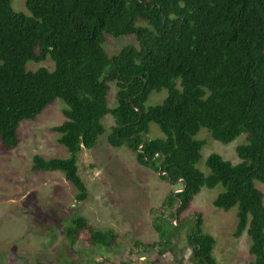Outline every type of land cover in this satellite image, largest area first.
<instances>
[{"label": "trees", "instance_id": "1", "mask_svg": "<svg viewBox=\"0 0 264 264\" xmlns=\"http://www.w3.org/2000/svg\"><path fill=\"white\" fill-rule=\"evenodd\" d=\"M12 1L0 0L2 149L19 144L23 121L63 101L64 120L52 131L69 157L34 155L30 170L61 172L76 189L75 200L84 201L88 190L78 175L77 155L96 145L110 115L108 144L125 146L139 164L179 188L162 203L171 218L186 211L202 187L221 185L213 205L224 211L237 207L233 237L245 232L249 264H264V195L255 186L264 184V0H26V12L15 11ZM107 36H133L137 46L110 57ZM47 58L51 70L27 69ZM162 90L165 99L146 107L149 96ZM152 123L164 138L150 136ZM201 128L223 144L245 135L235 149L239 162L212 153L205 161L209 174L199 170L205 143L195 136ZM155 220L162 241L143 247L168 244L171 234ZM187 226L190 264H216L215 240L203 233L202 217ZM82 232L106 251L116 239L111 229H94L76 216L64 229L70 251Z\"/></svg>", "mask_w": 264, "mask_h": 264}, {"label": "rangeland", "instance_id": "2", "mask_svg": "<svg viewBox=\"0 0 264 264\" xmlns=\"http://www.w3.org/2000/svg\"><path fill=\"white\" fill-rule=\"evenodd\" d=\"M25 1L13 0L12 7L17 12H26ZM128 45L137 46L135 37L107 36L104 48L111 57ZM40 67L51 70L53 64L48 58L40 63L34 61L27 64L28 70ZM166 96V90L152 93L145 105H158ZM108 103L110 107L116 104V87L113 83L110 84ZM65 108V103L57 99L35 120L20 124L17 130L20 141L15 148L5 151L0 145L1 247H8L6 250L12 253V247L26 245L19 249L21 254L43 259L51 257L56 260L55 264H71L73 261L84 264L81 262L84 258L92 261L99 257L103 258L100 261H104V264H153L155 260L166 258L163 264H175L174 260L178 261L177 264H190L187 224L200 215L203 233L215 240L213 256L216 264H249L252 257L248 253L246 233L239 238L233 237L237 207L224 211L213 205V200L223 192V187H202L188 209L171 218L162 203L171 190L174 189L175 193L179 188L163 180L150 165L139 164L134 153L125 146L114 148L108 144L107 135L114 124L110 115L103 119L106 131L98 137L96 145L92 149H82L77 155L78 175L88 190L86 200H75L77 191L61 172L31 171L34 155L69 157L66 149L56 141L59 135L52 131V127L64 120ZM149 128L151 137L164 138L155 124H150ZM195 139L205 143L196 167L208 175L205 161L212 153L219 154L232 164L239 162L235 149L243 143L245 135L223 144L212 139L210 133L201 128ZM255 186L264 195V184L255 182ZM76 216L85 218L94 229H111L116 234L112 247L107 251L99 249L91 245L89 235L82 232L70 251L66 246L64 229ZM156 218L159 230L165 235L171 234L168 244L164 247L156 245L153 249L143 247L162 241L153 227ZM137 242L141 245H136ZM78 260L80 262L77 263Z\"/></svg>", "mask_w": 264, "mask_h": 264}, {"label": "crops", "instance_id": "3", "mask_svg": "<svg viewBox=\"0 0 264 264\" xmlns=\"http://www.w3.org/2000/svg\"><path fill=\"white\" fill-rule=\"evenodd\" d=\"M28 244V243H27ZM11 245V244H10ZM23 245L21 248L18 246H15L14 248L12 247V253H9V251H7L6 249L8 248H4L0 246V264H55L56 260L51 258V257H46V258H40L39 256H27L25 254H21L19 252V249L21 250L22 248H24ZM19 247V248H18ZM16 250V252H14ZM103 259V258H102ZM100 259H95V260H88V258H84V261L82 260L81 262H83L84 264H104L105 262H101ZM142 259V258H141ZM87 261V262H85ZM80 262L79 260L77 261V263ZM66 264V262H64ZM71 263V262H70Z\"/></svg>", "mask_w": 264, "mask_h": 264}, {"label": "flooded vegetation", "instance_id": "4", "mask_svg": "<svg viewBox=\"0 0 264 264\" xmlns=\"http://www.w3.org/2000/svg\"><path fill=\"white\" fill-rule=\"evenodd\" d=\"M194 220H196V216H195V218L192 220V221H194ZM193 224V223H192ZM163 257H165V256H163ZM167 259V258H166ZM166 259L165 260H155L154 262H153V264H163L164 262L166 263ZM174 262H175V264H177V260H174Z\"/></svg>", "mask_w": 264, "mask_h": 264}, {"label": "water", "instance_id": "5", "mask_svg": "<svg viewBox=\"0 0 264 264\" xmlns=\"http://www.w3.org/2000/svg\"><path fill=\"white\" fill-rule=\"evenodd\" d=\"M161 175V174H160Z\"/></svg>", "mask_w": 264, "mask_h": 264}]
</instances>
